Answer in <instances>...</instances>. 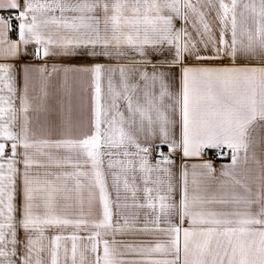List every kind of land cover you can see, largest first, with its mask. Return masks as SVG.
I'll use <instances>...</instances> for the list:
<instances>
[{
	"label": "snow or ice",
	"instance_id": "6c2138e0",
	"mask_svg": "<svg viewBox=\"0 0 264 264\" xmlns=\"http://www.w3.org/2000/svg\"><path fill=\"white\" fill-rule=\"evenodd\" d=\"M0 264H264V0H0Z\"/></svg>",
	"mask_w": 264,
	"mask_h": 264
}]
</instances>
